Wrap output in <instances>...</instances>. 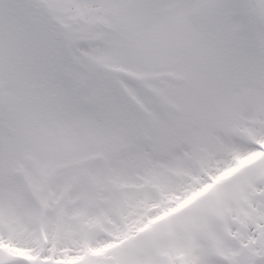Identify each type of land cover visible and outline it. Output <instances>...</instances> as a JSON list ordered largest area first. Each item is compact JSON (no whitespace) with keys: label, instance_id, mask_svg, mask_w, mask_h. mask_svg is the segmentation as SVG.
Returning <instances> with one entry per match:
<instances>
[{"label":"snow or ice","instance_id":"snow-or-ice-1","mask_svg":"<svg viewBox=\"0 0 264 264\" xmlns=\"http://www.w3.org/2000/svg\"><path fill=\"white\" fill-rule=\"evenodd\" d=\"M0 264H264V0H0Z\"/></svg>","mask_w":264,"mask_h":264}]
</instances>
